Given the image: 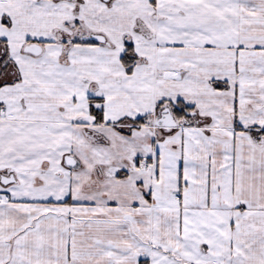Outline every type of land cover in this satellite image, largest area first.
<instances>
[{"label":"snow or ice","instance_id":"6c2138e0","mask_svg":"<svg viewBox=\"0 0 264 264\" xmlns=\"http://www.w3.org/2000/svg\"><path fill=\"white\" fill-rule=\"evenodd\" d=\"M0 264H264V0H0Z\"/></svg>","mask_w":264,"mask_h":264}]
</instances>
